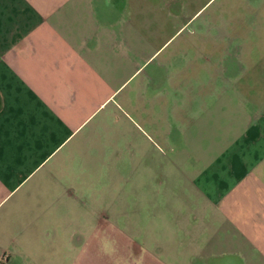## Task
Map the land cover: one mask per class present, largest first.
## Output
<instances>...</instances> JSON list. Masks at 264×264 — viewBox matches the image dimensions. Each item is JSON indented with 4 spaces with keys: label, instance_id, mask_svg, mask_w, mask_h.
Instances as JSON below:
<instances>
[{
    "label": "crops",
    "instance_id": "0c3cea01",
    "mask_svg": "<svg viewBox=\"0 0 264 264\" xmlns=\"http://www.w3.org/2000/svg\"><path fill=\"white\" fill-rule=\"evenodd\" d=\"M173 1L0 0V264H66L68 247L109 235L117 196L109 211H71L84 180L58 168L119 176L124 156L127 185L148 168L143 220L171 255L162 264H264V60L209 56L203 33L220 28L195 20L210 0ZM171 160L190 191L181 208L159 187ZM167 204L174 230L162 235ZM126 246L146 257L141 241Z\"/></svg>",
    "mask_w": 264,
    "mask_h": 264
},
{
    "label": "rangeland",
    "instance_id": "374dc122",
    "mask_svg": "<svg viewBox=\"0 0 264 264\" xmlns=\"http://www.w3.org/2000/svg\"><path fill=\"white\" fill-rule=\"evenodd\" d=\"M173 3L176 7H182L183 0H175ZM201 11H203V13L195 20V23L199 21L202 22V19H205L206 22V19H209L208 24H210V26L216 25L220 28L218 30H216V28L213 30L210 29L208 33H203V37L207 34L206 40L209 41V56H224L225 63L229 65L233 63L234 58L239 57L240 63L245 64L246 67L251 58L256 57L264 60V0H210ZM234 29L236 32L235 34ZM186 34H188L186 31H178L171 37L159 50V52L162 51L159 58L164 53H170L181 38H186ZM201 37L200 32H195L193 40ZM223 44L228 45V48L225 50L215 48L217 45ZM239 44L241 45L240 47L238 46ZM176 48L178 51V47ZM183 49L186 50L184 47ZM192 51L194 53V50ZM197 51L199 54L201 52V54L204 53V50L200 51V49H198ZM176 56L177 58L173 61L175 69L162 64L161 66L164 68L163 71L169 72L172 71L171 69L178 70L182 67L179 54ZM226 58H228V60ZM155 62L160 63V60L155 58V60L150 61L145 68L148 74L156 67ZM161 68L162 67H160V69ZM241 71L242 69L239 73H241ZM140 75L139 77L141 78ZM148 80L150 79L148 78ZM136 81L137 79H134L132 83H136ZM150 86L151 81L147 84V93ZM244 87L245 86H240L239 89L249 91V88ZM126 90L127 88L123 89L122 92ZM146 91H143V94H145ZM135 94L137 95V93ZM139 94L140 97L143 96L141 92ZM171 101L173 102V99ZM139 136L142 140L143 134ZM143 140L146 142L147 139L145 138ZM93 148L95 153L99 152V149L96 147ZM74 157H79V154ZM124 158L125 160L123 164H121L120 169L121 175L119 176H117L116 171L113 173L110 169L101 170V168L80 167L75 165V163L71 168L68 166L66 168L63 166L58 168L62 172V175L65 173L67 175L70 174L69 178L72 182H76L78 179L84 180L82 184L77 185L80 187L77 189L79 198H71V211L86 209L93 204L100 205V207L103 206V210L109 211L112 206L111 203H108L110 195L112 197L117 196L118 198L117 203L115 202L114 204V206H117V209L114 207L116 210L114 215L109 212L108 214H111V218L108 215L102 224H110L111 228L115 225V229H112L113 231H111L109 235L102 234L99 236V234H94L92 237L93 239L90 240V245L86 246L84 249L68 247L66 264H162L166 263V257L171 258V255L162 256V249L157 243L159 242V231L157 228H149L150 225L147 221L143 220L146 213L144 199H147L149 196V190L146 186L147 179H150L146 177L148 168L145 166L143 168L145 171L142 169L138 172L135 181L133 183L129 181L127 185V179L129 178L127 176L129 173L127 163L130 162V157L124 156ZM176 164V160H171L168 164L170 175L169 182L159 184V187L163 190L167 188L168 198L178 199V205L179 208H181L186 204L185 202L187 201L188 195H190V191H187L188 187L185 188L181 186L183 182L180 180L181 176L177 167H175ZM184 182L186 181L184 180ZM150 196L157 198L159 193L157 192L155 195L152 193ZM100 198L102 201H100ZM127 199H129L128 202ZM132 201L135 202L134 206ZM163 207L166 208L167 211L163 212L165 219L160 221V229L163 231L162 235H168L174 230L169 220L173 206L167 204ZM153 209H155V207H153ZM129 241L131 244L132 242L136 243L141 241L142 245L147 249L143 250L147 252H145L146 257L141 258L143 252L137 255L131 254V258L128 257L130 250L126 245ZM182 258V263L187 264L185 263L187 257L181 256L180 262Z\"/></svg>",
    "mask_w": 264,
    "mask_h": 264
}]
</instances>
